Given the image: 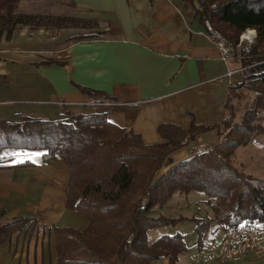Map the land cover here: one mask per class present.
Returning a JSON list of instances; mask_svg holds the SVG:
<instances>
[{
  "label": "crops",
  "instance_id": "0c3cea01",
  "mask_svg": "<svg viewBox=\"0 0 264 264\" xmlns=\"http://www.w3.org/2000/svg\"><path fill=\"white\" fill-rule=\"evenodd\" d=\"M27 1L21 0L20 12L44 14L38 10V2L44 0ZM58 1L71 5L75 16L98 19L106 35L76 40L72 37L83 29L23 27L0 41V119L16 120L20 114L57 119L65 110L72 114L106 110L111 122L139 133L146 144L164 142L160 126L165 124L187 129L193 123H222L231 85L243 72L228 75L240 62L222 59L194 1ZM79 86L105 93L109 97L105 100L115 104L93 106V97ZM217 137L218 142L217 128L206 130L175 150L173 162L189 156L193 147L212 146L207 141ZM36 152L43 153L21 151L19 159L28 164L0 163L2 219L30 217L19 234L0 245V264H57L54 228L83 229L88 223L66 206L68 161L41 156L33 163L23 155ZM182 222L172 226L171 233L186 234V241L194 238L196 246L195 225L181 231ZM224 233L213 229L201 248H215ZM189 247L177 264H193ZM151 264L171 261L162 257ZM223 264H264V257L246 253Z\"/></svg>",
  "mask_w": 264,
  "mask_h": 264
},
{
  "label": "trees",
  "instance_id": "16d2710c",
  "mask_svg": "<svg viewBox=\"0 0 264 264\" xmlns=\"http://www.w3.org/2000/svg\"><path fill=\"white\" fill-rule=\"evenodd\" d=\"M192 1L197 4L200 20L212 21L234 44L247 28L259 33L255 47L240 61L247 67L245 77L232 84L231 90L256 80L264 82V0H231L213 8L204 1ZM20 2L0 0V41L9 40L15 30L23 27L91 29L101 24L98 19L75 15L20 12ZM104 35L105 31H88L72 38ZM79 87L93 101L109 98L100 91ZM261 93L239 122L234 121L233 112L234 116L225 115L219 125L193 123L183 129L165 124L160 126L164 142L157 144H146L139 133L111 122L106 110L77 114L65 110L57 119L27 114L18 115L16 120L2 118L0 155L41 150L47 153L44 159L60 158L70 164L66 206L88 223L83 229L54 228L57 264H151L162 257L177 264L181 255L190 250L186 234L166 233L152 241V230L192 221L197 232L196 246L201 249L205 237L214 229L211 220L226 229L244 220L264 221V177L247 174L231 162L238 147L264 133V126L255 123L258 109H264V90ZM220 127L226 128L227 134ZM211 128L218 129L220 139L216 144L193 147L189 156L173 162L171 154L175 150ZM13 158L5 156L0 162ZM28 163L31 162L21 164ZM193 191L207 195L213 217L154 215V209L168 204L175 193ZM3 215L0 212V245L19 234L30 221L25 216L4 221Z\"/></svg>",
  "mask_w": 264,
  "mask_h": 264
},
{
  "label": "rangeland",
  "instance_id": "374dc122",
  "mask_svg": "<svg viewBox=\"0 0 264 264\" xmlns=\"http://www.w3.org/2000/svg\"><path fill=\"white\" fill-rule=\"evenodd\" d=\"M30 1V0H29ZM27 1V2H29ZM207 3L210 7H215V5H223L231 0H200ZM215 3V4H210ZM38 10L43 11V13L48 14H66V15H74V9L69 4H63L58 0H44L42 2H38ZM40 8V9H39ZM210 24L213 28L212 21ZM82 29V28H81ZM216 29V28H215ZM83 32H92L98 33L104 31V26L101 23L100 25L92 27L91 29H83ZM222 35H224L220 29L217 27L216 29ZM227 39H229L226 35H224ZM230 40V39H229ZM231 41V40H230ZM256 44L255 42L250 46V49L254 48ZM248 52L245 53L244 57L248 55ZM245 76L241 77V80L236 83H240ZM262 90H264V82L261 81H253L250 85L236 86L231 90L230 98L228 102V108L226 111V116H234V121L239 122L243 117V114L247 109L252 108L254 106V101L257 97L260 96ZM259 95V96H258ZM234 112V114H233ZM255 123H259L264 126V109H258V117L255 120ZM222 132L227 134L228 130L223 127ZM213 133V132H211ZM218 137L210 141L208 140V145H213L217 142ZM205 142V143H207ZM204 145V144H203ZM208 145H204L208 146ZM24 153H30V151H23ZM16 153H20L21 151H16ZM16 157L13 158L15 160ZM19 159V157H17ZM0 162L5 164H10L12 161ZM231 162L238 167L241 171L247 174H253L257 177H264V133L258 134L253 140H251L248 144L244 146H240L236 149L235 153L231 157ZM164 170V169H163ZM163 170L161 172H163ZM202 192L193 191L189 194L175 193L173 198L167 204L168 206H158L154 209V215H166L170 217H176L179 215H187V216H202V217H213L214 212L211 209V206L208 204L205 199L207 197ZM207 196V195H206ZM190 225H195L194 222L185 221L178 225V229L181 231L186 228H190ZM212 228H214L217 232L223 234L227 229L222 226L217 220H211ZM173 230L172 226H164L160 228H156L152 230L149 234L150 239L153 241L157 239L162 234L171 233ZM187 243L189 246H192L193 252L190 254L192 261L194 262L196 254L198 250H196V246L194 244V238L188 237Z\"/></svg>",
  "mask_w": 264,
  "mask_h": 264
},
{
  "label": "built area",
  "instance_id": "2783aa9c",
  "mask_svg": "<svg viewBox=\"0 0 264 264\" xmlns=\"http://www.w3.org/2000/svg\"><path fill=\"white\" fill-rule=\"evenodd\" d=\"M205 25L224 61L230 62L238 60L240 62L244 58L245 53L248 52L252 45H248L247 41L241 42V34L245 31L240 34L238 43L234 44L213 28L209 20L205 21ZM246 68L240 62L236 70L231 69L228 71V75H232L237 71L243 72ZM91 104L96 107L107 108L113 106L115 102L112 100H103L92 101ZM246 253H253L264 257V221L260 219L244 220L235 227L227 229L215 248H201L198 250L193 264H223L228 260L241 257Z\"/></svg>",
  "mask_w": 264,
  "mask_h": 264
},
{
  "label": "snow or ice",
  "instance_id": "6c2138e0",
  "mask_svg": "<svg viewBox=\"0 0 264 264\" xmlns=\"http://www.w3.org/2000/svg\"><path fill=\"white\" fill-rule=\"evenodd\" d=\"M22 154L20 153H16V152H8V153H4L3 155H0V160H3L5 158V156H13V157H19ZM25 156H27V159L32 161L33 163L38 162V158L41 156H46L47 153H41V152H36V153H32V154H23ZM25 161L22 159H15L12 161L13 164H18V163H24Z\"/></svg>",
  "mask_w": 264,
  "mask_h": 264
},
{
  "label": "clouds",
  "instance_id": "9594fccd",
  "mask_svg": "<svg viewBox=\"0 0 264 264\" xmlns=\"http://www.w3.org/2000/svg\"><path fill=\"white\" fill-rule=\"evenodd\" d=\"M259 33L255 29H246L244 33L241 34V42L247 41L248 45L255 42Z\"/></svg>",
  "mask_w": 264,
  "mask_h": 264
}]
</instances>
